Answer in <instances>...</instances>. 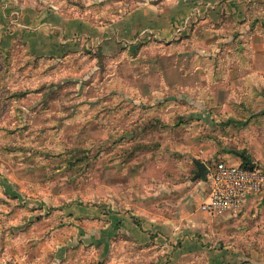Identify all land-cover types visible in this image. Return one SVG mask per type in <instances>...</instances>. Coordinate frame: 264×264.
<instances>
[{
	"label": "rangeland",
	"instance_id": "obj_1",
	"mask_svg": "<svg viewBox=\"0 0 264 264\" xmlns=\"http://www.w3.org/2000/svg\"><path fill=\"white\" fill-rule=\"evenodd\" d=\"M28 1L51 6L48 0ZM52 5H71L79 16H95L99 10L110 17L121 7L129 9L126 0H52ZM17 6L7 8L10 22L2 17L8 27L19 18ZM220 18L225 21L228 14ZM192 35L190 31L186 39ZM74 41L85 42L78 37ZM139 48L131 52L122 47L115 60L88 51L66 63L31 58L22 47L0 52V174L24 181L20 190L42 198L44 205L49 200L55 210L105 207L129 221L128 228L116 226L100 237L94 220L80 234L72 222L62 235L56 213L54 257L51 245L29 251L34 243L24 244L23 264H48V254L49 264H217L226 261L218 251L231 252L229 264L264 262V200L243 221L239 213L209 219V227L201 229L205 233L196 234L200 245L190 253H180L178 241L169 249L131 241V201L142 208L147 199L152 206L165 200L172 214L176 198L163 194L197 179L199 163L213 156L203 155V149L216 154L214 161L241 164L235 151L264 168V77L244 78L247 90L232 95L242 102L224 107L230 94L224 77L216 75L217 69L236 63L228 65L225 55L249 70L251 53L261 46L238 42V36L217 37L197 51L194 65L183 62L200 73L185 71L182 77L172 67L178 52L191 57L189 44L146 52L142 56L147 61L137 64ZM3 221L0 217L2 232ZM1 254L0 264H15L13 256L6 262Z\"/></svg>",
	"mask_w": 264,
	"mask_h": 264
},
{
	"label": "crops",
	"instance_id": "obj_2",
	"mask_svg": "<svg viewBox=\"0 0 264 264\" xmlns=\"http://www.w3.org/2000/svg\"><path fill=\"white\" fill-rule=\"evenodd\" d=\"M126 2L129 9L121 7L118 13L106 17L105 13L99 10H96L95 16L94 14L79 16L73 11L75 7L53 6L52 0L45 2L51 3L50 7L48 4L38 5L28 0L23 2L0 0V23H4L0 25V52H12L22 47L31 58L47 59L49 62L63 60L66 63L74 54H84L88 51L115 60L114 56L120 53V48L127 47V50L135 52L140 47L139 49L143 48L138 52L140 55L134 58V62L139 64L147 61L142 56L146 52L175 46L184 48L189 44L193 49L191 57L187 59L185 53L178 52L175 58L177 63L175 67H172L176 69L177 75L182 77L185 71H189L190 74L198 72V70L193 71L191 67L183 66V62H189L190 66L194 65V62L199 60L197 51L200 48L204 50L210 41L217 37L221 40L238 36V42L243 44L249 42L252 46H261V48L253 49L249 70L243 69L240 63L238 67L237 59L222 55L227 56L225 62L227 61L228 65L233 60L236 63L232 64L233 68L225 71L216 70V75L224 77L226 92L230 94L228 101L221 105L234 107L235 103L242 102L237 100V97L233 100L232 95L247 90L244 78L264 77V0H126ZM13 3L18 5L15 10L19 12V18L14 27H8L7 21L10 22L9 14L12 11L9 12L7 8ZM98 13H100L99 16ZM224 14H228V19L225 21L220 18ZM2 17L7 18V21H3ZM105 17L108 18L107 23L104 22ZM192 25L194 26L190 29ZM190 31L193 34L192 38L186 39L190 36ZM230 32H233L232 37L229 35ZM75 37L85 42L77 43L74 41ZM220 44L224 43L220 42ZM94 68L99 69L97 65ZM212 75H215V72ZM208 104L212 105L211 102L196 103L201 107ZM214 105H216L215 102ZM210 153L216 156L211 149L202 150L203 155H210ZM234 153L238 152L233 151ZM213 156L199 163L196 180L181 183L174 192L167 190V194H163L167 198L169 196L176 198V210L172 214L168 213L169 204L165 200H161L159 205L152 206L153 200L145 199L142 208H135L138 202L131 201V241L133 243L136 245L152 243L159 248L169 249L173 248L172 245H177L178 241L181 245L176 248L178 251L181 249L180 253L195 251V248L200 245L196 234L205 233L201 229L209 227V219L212 218L199 210L200 204L208 197L210 191L209 169L216 162L223 161H214ZM23 183L25 182L14 175L0 174V217L4 220V231H0V253L5 255L3 260L6 262L11 261L13 256L15 264H23L26 261L27 252L22 245L29 243L35 245L33 248L29 246V251H34L41 244H46L47 248L51 245V257H54L57 215L59 216L58 224L62 225V235L66 233L68 225L72 222H75L76 233L80 234L82 231H87L89 222L94 220L99 237L104 236L105 231L109 232L116 226L129 227L126 215L121 212L110 213L105 207L88 208L71 205L55 210L54 205L50 206L49 200L44 205L42 198L32 197L20 190L18 186L22 188ZM263 200L264 194L249 198L238 212L239 220L243 221L248 216L247 212L257 208ZM1 211L6 213V216ZM236 214H225L220 217L232 218L236 217ZM45 222L46 226H44ZM65 241H70V238L67 236ZM225 249L231 251L232 246ZM236 251L238 253V250ZM218 252L226 261L220 260L217 264L231 263V252L225 251L229 253L228 256L225 252L224 254ZM46 257L49 264L50 254ZM254 264H264V262Z\"/></svg>",
	"mask_w": 264,
	"mask_h": 264
},
{
	"label": "built area",
	"instance_id": "obj_3",
	"mask_svg": "<svg viewBox=\"0 0 264 264\" xmlns=\"http://www.w3.org/2000/svg\"><path fill=\"white\" fill-rule=\"evenodd\" d=\"M209 174V195L199 210L212 218L236 214L249 198L264 194V169L259 166L250 169L218 161L209 169Z\"/></svg>",
	"mask_w": 264,
	"mask_h": 264
},
{
	"label": "water",
	"instance_id": "obj_4",
	"mask_svg": "<svg viewBox=\"0 0 264 264\" xmlns=\"http://www.w3.org/2000/svg\"><path fill=\"white\" fill-rule=\"evenodd\" d=\"M235 156H238L240 159H242L243 161H245L247 167H249L250 169H253L255 167V164L253 162H251V160L244 154L242 153H234ZM201 167L205 168L204 165L200 164Z\"/></svg>",
	"mask_w": 264,
	"mask_h": 264
},
{
	"label": "trees",
	"instance_id": "obj_5",
	"mask_svg": "<svg viewBox=\"0 0 264 264\" xmlns=\"http://www.w3.org/2000/svg\"><path fill=\"white\" fill-rule=\"evenodd\" d=\"M241 166L244 167V168H247V165H246L245 161H243V162L241 163Z\"/></svg>",
	"mask_w": 264,
	"mask_h": 264
}]
</instances>
